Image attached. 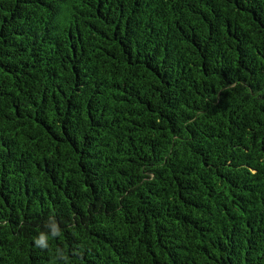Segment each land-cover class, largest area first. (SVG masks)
<instances>
[{
  "label": "trees",
  "instance_id": "obj_1",
  "mask_svg": "<svg viewBox=\"0 0 264 264\" xmlns=\"http://www.w3.org/2000/svg\"><path fill=\"white\" fill-rule=\"evenodd\" d=\"M0 264H264V0H0Z\"/></svg>",
  "mask_w": 264,
  "mask_h": 264
},
{
  "label": "clouds",
  "instance_id": "obj_2",
  "mask_svg": "<svg viewBox=\"0 0 264 264\" xmlns=\"http://www.w3.org/2000/svg\"><path fill=\"white\" fill-rule=\"evenodd\" d=\"M53 235L58 233V228L56 227V229H54V231L52 232ZM36 244L42 247H46V237L43 233L40 234V236L36 239Z\"/></svg>",
  "mask_w": 264,
  "mask_h": 264
}]
</instances>
